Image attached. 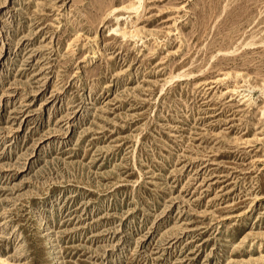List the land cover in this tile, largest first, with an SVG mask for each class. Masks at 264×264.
<instances>
[{
	"label": "rangeland",
	"instance_id": "rangeland-1",
	"mask_svg": "<svg viewBox=\"0 0 264 264\" xmlns=\"http://www.w3.org/2000/svg\"><path fill=\"white\" fill-rule=\"evenodd\" d=\"M0 264H264V0H0Z\"/></svg>",
	"mask_w": 264,
	"mask_h": 264
}]
</instances>
